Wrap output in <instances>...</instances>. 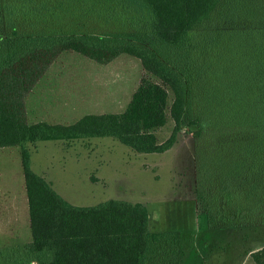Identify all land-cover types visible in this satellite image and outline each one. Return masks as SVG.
<instances>
[{
    "label": "trees",
    "instance_id": "trees-1",
    "mask_svg": "<svg viewBox=\"0 0 264 264\" xmlns=\"http://www.w3.org/2000/svg\"><path fill=\"white\" fill-rule=\"evenodd\" d=\"M118 4L133 8L130 22L145 32L142 40L34 31L26 23L39 24L37 8L0 0V148H20L31 240L19 248L33 258L48 255L40 264H147L151 246L165 237L167 264H184V252L180 232L150 231L142 203L83 207L64 199L31 168L26 144L39 141L111 137L140 154L165 153L188 120L207 224L264 225V0ZM209 24L217 31L204 32ZM64 52L103 65L124 54L138 58L145 75L126 109L73 124L29 122L26 98ZM168 116L175 128L160 141L156 132ZM250 256L264 264V246Z\"/></svg>",
    "mask_w": 264,
    "mask_h": 264
},
{
    "label": "rangeland",
    "instance_id": "rangeland-1",
    "mask_svg": "<svg viewBox=\"0 0 264 264\" xmlns=\"http://www.w3.org/2000/svg\"><path fill=\"white\" fill-rule=\"evenodd\" d=\"M15 2L38 9L39 24L26 23L34 31L134 40L145 35L132 27L135 12L120 7V0ZM218 27L209 24L203 31ZM144 75L140 60L130 55L103 65L64 52L27 96L28 120L73 124L88 114L121 113ZM187 122L165 153L140 154L111 137L39 141L26 147L33 171L73 205L95 206L110 199L146 205L151 232H180L184 264H255L250 253L264 246V225L209 226L198 209L196 144ZM174 128L168 116L156 132L159 140L170 137ZM21 160L19 147L0 148V264H40L49 258H33L19 248L31 240ZM170 255L171 243L162 238L151 246L147 264H167Z\"/></svg>",
    "mask_w": 264,
    "mask_h": 264
},
{
    "label": "crops",
    "instance_id": "crops-1",
    "mask_svg": "<svg viewBox=\"0 0 264 264\" xmlns=\"http://www.w3.org/2000/svg\"><path fill=\"white\" fill-rule=\"evenodd\" d=\"M20 149V148H19ZM23 170V169H22Z\"/></svg>",
    "mask_w": 264,
    "mask_h": 264
}]
</instances>
